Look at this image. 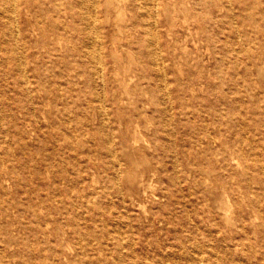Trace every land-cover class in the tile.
Returning <instances> with one entry per match:
<instances>
[{
  "label": "bare ground",
  "instance_id": "bare-ground-1",
  "mask_svg": "<svg viewBox=\"0 0 264 264\" xmlns=\"http://www.w3.org/2000/svg\"><path fill=\"white\" fill-rule=\"evenodd\" d=\"M27 37H40L42 50L32 53ZM59 48L66 60L57 55ZM42 56L46 59L40 62ZM4 65L12 67L11 88L16 82L25 92L28 103L22 111L29 127L38 124L29 129L43 142L37 144L43 151L34 162L20 129L16 143L21 151L12 142L7 151L0 149V224L11 229L9 246L23 239V220L16 216L28 207L18 191L34 188L41 169L55 175L47 151L67 140L73 148L82 141L87 145L80 154L90 157L98 179L93 173L83 179L76 167L80 181L66 198L74 202L103 182L91 193L112 201L107 221L97 200L89 199L86 215L76 217L58 212L54 195L37 193L40 204L29 207L43 216L37 215L36 239L24 248L12 247V259L41 252V264H77L81 255H100L112 241L121 256L115 264H169L125 252L126 245L136 248L139 242L135 235H124L118 202L132 233L138 227L136 215L147 213L151 224L170 230L175 212L186 210L191 219L192 209L198 229L223 241L238 227V219L245 236L257 234L254 226L246 228L241 207L255 214L264 194V0H0V67ZM28 66L37 74L30 75ZM25 168H31L30 176ZM194 169L202 176H193ZM164 176L172 186L167 192L160 184ZM178 181L195 188H181L178 194L173 190ZM49 185L54 194L56 179ZM81 203L71 204L76 214ZM53 231L66 248H41ZM76 233L77 252L69 260L65 250ZM211 242L197 241L193 251L183 246L173 253L177 260L172 264H179L178 259L209 264L210 256H217Z\"/></svg>",
  "mask_w": 264,
  "mask_h": 264
},
{
  "label": "rangeland",
  "instance_id": "rangeland-1",
  "mask_svg": "<svg viewBox=\"0 0 264 264\" xmlns=\"http://www.w3.org/2000/svg\"><path fill=\"white\" fill-rule=\"evenodd\" d=\"M21 20H22V14L20 12L18 22H20ZM19 32H20L19 36L24 34L23 29L19 30ZM27 41H26V45L29 47L32 53H35L37 50H42L41 48L43 47L42 45L44 43L42 42L40 37H34V39L27 37ZM64 51H65L64 48H59L57 55L64 57V59L66 60L68 57L66 56L67 54ZM44 58L45 56H42L40 62H43L46 59ZM62 67L65 68L66 64L63 63ZM28 68L30 75L37 74V71L33 69V66H28ZM11 70L12 67L6 65H4V67H0V75H1L0 76V144H1L0 149L1 152L7 151L8 143L12 142L11 147H13L17 151H21L20 147L18 146V143H16V140L19 137L16 131L20 129L23 138L29 144V147L25 150V152L27 153V156L34 158L33 160L34 162L35 158L41 153V151H43L42 150L43 148L41 149L37 146L39 142L40 144L43 143L42 137L37 142L38 140L36 134L37 132L35 131L33 133L31 129H29L31 127L35 128L38 124L36 122L35 123L31 122L32 125H30L29 127L28 125L29 123H27L24 112L22 111L23 106L26 105L27 102L25 99V92L16 82L12 84V88H11V84H10V80L12 77L10 73ZM50 71H51V65L49 64L46 73H49ZM33 85L39 86V83H35ZM36 101L39 102V100L34 99V102ZM12 115L14 118L11 117ZM58 118L62 121L64 119V116L60 115L58 116ZM48 119L53 120V116L48 117ZM43 125L45 127L47 126V123ZM58 125H60V123ZM59 127L62 126L60 125ZM201 141H203V146H206L205 139L202 138ZM86 149H87V145L84 144L83 141L81 144L77 143V145L73 148L69 143V141L67 140L63 144L56 147L55 149H49L47 151L52 155L53 167L55 168V175L53 172L46 174L44 169H41V174H42L41 177L34 178L35 182L33 181L34 185H32V187L34 188L28 189V192L22 191V189L21 191H18L17 196L22 197L23 203L27 205L28 208L22 214L16 216L17 220L18 218H20L21 221L23 220V227L20 230L21 232L20 234L23 236V239L14 241L12 246L13 248H18V246L24 248L23 246H26V244H29L36 239L37 226L39 224L37 221L38 220L37 215H39V213L37 212V210L36 213H33L32 209L29 207L35 206V204L36 206L40 204V199L37 197V193L46 194L49 198H53L52 196L54 195L55 207L57 208V211L58 212L67 211L69 216L75 213L76 217L81 216L83 212L86 215L84 210L86 209L85 205L86 203H88L89 199L97 200L101 204V206L104 207L105 212L103 213V219L107 221L109 219L110 220L112 219V215L110 212V209H112L111 198L104 195L103 193L100 192L97 193V191L91 193L92 188L99 189L103 185V182H100L97 185H91L90 187L87 188V190H85L83 198H78V200L76 199L74 200V202L75 201L82 202L80 206L77 208L78 214H76L75 211L76 209H74L71 205L74 202H71L70 198L69 199L66 198L65 194L67 193V191L74 189V187L77 186V183H79L80 181V178L77 179L78 177L76 173L77 171L76 167L79 166L80 172L84 174L82 176L84 177L83 179L85 180L89 179L88 173H93L94 177L98 179L97 167H95L90 157L89 158L86 156L82 157L80 154L81 152H84ZM205 149L207 150V148ZM75 150L77 156L75 154ZM179 168L186 169V167H183V165H180ZM25 169L29 170L28 174L30 173L29 174L30 176L32 171L31 168L29 169L25 168ZM169 169H170L169 174H172L171 173L172 167H169ZM193 174H194L193 176L196 177L202 176L200 173H198L196 169L193 170ZM53 178L56 179V184L58 186V189L54 194L50 193V188H49L50 187L49 184H52ZM159 178L160 177H158V179ZM155 180L156 178L153 181L154 183H156ZM187 180L191 181V179H187ZM10 181H12L14 184H17L16 180H14L12 176ZM181 182L182 183L178 181L175 186L173 185L174 192H177L178 194L181 188H183L184 192H188L190 190V187L192 188L194 187V185L189 181L188 182L181 181ZM160 184L161 186L165 187V192H167L168 188L172 187L169 177L167 176L162 177V181L160 182ZM161 200L164 202L165 198L163 197V199ZM260 200H261V206H259L258 211L255 212V214L254 212H251L250 209L246 207H241V211H242L241 218H243L247 222L246 228L249 231H252L253 229L252 226H254V228L257 231V234L254 235V233L249 232V235L245 236L244 231L241 228V222L238 219V227L234 228L233 233H231L228 237V241H223L215 234L208 235L207 232H205L204 230L198 229V226L194 220L195 211L193 212L191 208H190L191 210L189 211V213L192 214L191 219L189 215L187 217V215L184 214L186 210L184 211L180 210L178 213L175 212L174 218H171L170 222L168 223V227L170 230L163 229L162 225L159 222L156 225L151 224L149 215L147 213L141 216L136 215L135 219L138 227L136 233H132V231H130L126 225V218L124 217L125 216L124 208L118 202L119 209L123 211V213L121 214L123 216H121L119 221H120V225H122L121 228L124 231L123 232L124 235L125 236L135 235L139 242L138 247L129 248L128 245H126L124 250L125 252H130V254H133L135 257H138L140 260H147V261L158 260V261H166L169 264H172L175 263L174 261L177 260L176 258L173 257V253L179 252L183 246H185L183 247L185 250L193 251L195 242L199 241L202 243L207 239H211L212 241L211 245L213 246V249H215L217 256L216 257L210 256L208 260L209 264H264V253L263 256L262 254L256 255L255 253V249H260V248H262L264 252V222H263L264 194L260 197ZM51 204L52 202H49L47 206ZM127 208L132 209V207L128 202H127ZM39 216L41 217V219L43 218L42 215ZM59 219L60 222H63V224L65 223V219L62 218V216L59 217ZM59 225L63 226L62 224ZM79 232L81 233V235H83V237H85L84 228H82ZM10 236H11L10 227L5 228L1 222L0 264H41V262H43L41 258L42 256L41 254H39L41 252L39 253L37 252L36 255L35 254L31 255L29 252H26L24 257L17 256L16 259H12L9 256L12 247H10L9 243H7V241H9ZM52 236L53 237L51 236L47 237V239L46 238L42 239L45 241H43V243L41 242L42 244H39L40 246H42L41 248L48 246H53L59 249H62V247L66 248V245L64 244V241L61 240L60 235L55 234V231H53ZM79 238H80V234L76 233L70 239H68L69 246L68 249L65 251H67L68 253L69 260L75 257V253L77 252L75 243L79 240ZM84 242L86 243V241ZM167 252L169 253V256L165 257L166 256L165 253ZM81 256L82 259L79 260L77 264H115L118 260L119 261L121 260V256L117 252V248L112 241H109L106 243V245H104L103 251H101L100 255H97L93 258H89L83 255ZM178 260L180 262L179 264H187L186 262H184L185 261L184 259H178ZM46 261L47 263H51L49 259H47ZM58 264H72V263L71 261L63 260L61 263Z\"/></svg>",
  "mask_w": 264,
  "mask_h": 264
}]
</instances>
